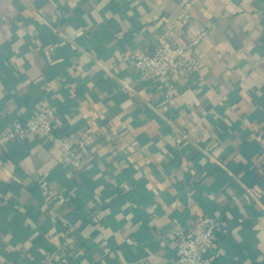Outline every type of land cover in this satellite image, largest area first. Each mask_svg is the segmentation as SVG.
Instances as JSON below:
<instances>
[{"label":"crops","instance_id":"obj_1","mask_svg":"<svg viewBox=\"0 0 264 264\" xmlns=\"http://www.w3.org/2000/svg\"><path fill=\"white\" fill-rule=\"evenodd\" d=\"M199 36L170 100L135 70ZM49 106L73 155L5 140ZM258 135L264 0H0V264H176L200 216L222 221L211 264H264Z\"/></svg>","mask_w":264,"mask_h":264},{"label":"built area","instance_id":"obj_2","mask_svg":"<svg viewBox=\"0 0 264 264\" xmlns=\"http://www.w3.org/2000/svg\"><path fill=\"white\" fill-rule=\"evenodd\" d=\"M181 21L187 22L188 15H182ZM200 36L188 45H180L168 38H162L152 53L138 56L134 67L139 76L145 80H159L164 89V97L172 98L171 78L175 72L184 69L198 70L196 46ZM56 110L54 107L41 109L24 121H14L5 134V140L24 141L30 136L47 140L72 153L69 140L54 133ZM261 149V162L264 165V138L257 136ZM83 147L84 142H79ZM222 227V221L216 216H200L189 226L175 231L177 250L176 264H211L209 254L216 244V232ZM132 245L133 241L127 240ZM60 259L57 252H53L39 261L38 264H55Z\"/></svg>","mask_w":264,"mask_h":264},{"label":"trees","instance_id":"obj_3","mask_svg":"<svg viewBox=\"0 0 264 264\" xmlns=\"http://www.w3.org/2000/svg\"><path fill=\"white\" fill-rule=\"evenodd\" d=\"M60 135H61V133H60Z\"/></svg>","mask_w":264,"mask_h":264}]
</instances>
